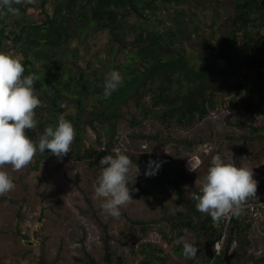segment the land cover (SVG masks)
I'll use <instances>...</instances> for the list:
<instances>
[{
    "label": "trees",
    "instance_id": "trees-1",
    "mask_svg": "<svg viewBox=\"0 0 264 264\" xmlns=\"http://www.w3.org/2000/svg\"><path fill=\"white\" fill-rule=\"evenodd\" d=\"M13 7L19 9L18 14L0 15V50L21 54L25 75L39 76L35 83L41 100L35 109L38 124L26 130V135L38 141L44 129L56 124L59 118L70 120L75 138L71 151L65 155L67 160L92 167V160L99 162L105 155L116 154L123 129L141 128L147 122L167 130L173 126L190 129L228 103L232 110L237 105L244 106L248 113H264V0H237L235 15L220 42L217 61L208 62L180 41L177 32L166 28L171 19L186 18L194 25L204 22L214 29L212 12L205 11L199 0H13ZM105 33L119 45L133 42L135 48H109L108 58L100 53L83 56L81 47L88 50L86 41ZM121 54L124 59L119 57ZM223 66H227L225 76L243 81L242 92L233 90L217 95L209 91V79L218 75ZM113 69L121 72L124 82L110 98H105L104 78ZM86 116L91 117V130L85 128ZM240 126L247 127L250 133L231 139L243 144H264L263 127ZM50 155L49 150L44 154L37 152L32 172H37ZM130 158L146 168L148 161ZM156 175L176 191L177 204L182 206L186 201L190 205L180 211L158 197L170 218L159 226L158 232L163 242L172 247L177 263L172 261L170 252L151 242L118 255L111 247L113 238L106 236L104 256L98 260L87 254L85 264H208L213 259V264H228L227 254L233 256L230 264L264 260V255L257 257L251 253L254 223L247 212L234 217L222 255L216 256L214 246L224 232L223 217L213 220L196 211L193 196L202 188L194 187L190 198L184 196L185 186L194 184V174L182 169L169 175L163 165ZM136 185L147 192L142 178L136 180ZM128 220L141 229L144 238L157 224L154 220ZM187 233L194 238L187 243L198 248L191 260L183 255ZM49 237L47 234L42 240ZM206 244L212 247L213 259L208 257L210 250H205Z\"/></svg>",
    "mask_w": 264,
    "mask_h": 264
},
{
    "label": "rangeland",
    "instance_id": "rangeland-1",
    "mask_svg": "<svg viewBox=\"0 0 264 264\" xmlns=\"http://www.w3.org/2000/svg\"><path fill=\"white\" fill-rule=\"evenodd\" d=\"M199 1L205 11L212 12L214 29L204 22L194 25L186 18L171 19L166 28L177 32L180 41L187 43L203 62L217 61L220 42L227 32L233 10L227 4L224 7L222 0ZM98 37L100 39L96 40ZM95 38L90 37L86 41L88 50L81 47L83 56L100 53L101 57L108 58L109 48L119 45L116 40H111L108 33L95 34ZM120 46L135 48L133 42ZM119 57L124 59L125 56L121 54ZM226 67L223 66L218 75L209 79V91L217 95L233 90L242 92L243 81L225 76ZM85 122L86 130H91V117L86 116ZM242 124L264 128V113H248L244 106L235 105L228 119L207 118L190 129L173 126L167 130L160 124L147 122L141 128L123 129L117 149L129 157L155 160L165 166L169 175L182 170L185 163L194 157H199L201 166L193 175L194 184L185 186L184 196L189 198L194 187H203V178L212 157L221 153L226 162H235L253 170L258 187L252 199H264V144H243L231 139L250 133L247 127L240 126ZM85 135L90 138L86 132ZM191 145L195 148H190ZM92 163L91 167L74 159L67 160L65 156L57 158L50 155L37 172L31 169L34 159L18 171L10 165L5 166L16 187L0 195V264H59L61 259L67 264H85L87 254L98 260L104 256L106 236L113 238L111 247L118 255L137 249L143 242H151L170 252L172 261L177 263L172 247L163 242L158 232L159 226L170 219L158 197H162L172 209L185 211L190 205L186 201L182 206L177 204L173 188L156 174L146 176V168L133 163L129 173L132 201L122 207L121 217L115 219L102 212V198L95 196L94 187L102 166L95 159ZM138 178H142L146 193L136 185ZM128 218L154 220L157 224L144 238L141 229L132 225ZM27 219L31 222L25 227ZM47 234L50 237L42 240ZM251 240V253L257 257L264 255V221L253 230ZM184 241L193 242V235L187 233ZM258 262L255 264H264V260Z\"/></svg>",
    "mask_w": 264,
    "mask_h": 264
},
{
    "label": "clouds",
    "instance_id": "clouds-1",
    "mask_svg": "<svg viewBox=\"0 0 264 264\" xmlns=\"http://www.w3.org/2000/svg\"><path fill=\"white\" fill-rule=\"evenodd\" d=\"M15 2L19 3V0ZM5 13H19V9L13 7V0H0V15ZM25 71L21 54L0 50V195L7 194L16 187L13 177L5 170L6 165L17 171L21 170L37 152L44 154L45 150L62 158L71 151L75 138L73 123L62 117L56 124L47 126L38 141L26 135V130L37 127L35 109L41 105V100L35 89L39 76L35 73L25 75ZM123 82L124 77L119 70L107 72L103 96L110 98ZM114 151L115 155H105L99 161L102 166L101 174L94 193L96 198H102V212L119 219L122 207L132 201L129 173L133 162L120 150ZM135 167L139 171L137 165ZM160 167L159 162L149 160L145 175L154 176ZM189 171H194L191 163ZM203 181L200 193L193 196L196 200L195 208L200 213L208 214L213 220H219L227 214H243L247 201L256 196L258 187L252 169L238 166L235 162H226L221 153L212 157ZM197 251L198 248L191 243H183V255L186 259H193Z\"/></svg>",
    "mask_w": 264,
    "mask_h": 264
},
{
    "label": "built area",
    "instance_id": "built-area-1",
    "mask_svg": "<svg viewBox=\"0 0 264 264\" xmlns=\"http://www.w3.org/2000/svg\"><path fill=\"white\" fill-rule=\"evenodd\" d=\"M232 114L231 104L228 103L226 106L217 107L210 115L213 119H228ZM106 148L104 147L103 150ZM115 152V151H114ZM190 163L194 166V171H189ZM201 166V160L199 157H194L191 161L185 163L183 169L187 174H193ZM244 211L248 213L251 221L254 223V229L259 225V223L264 221V199H253L251 202L246 203ZM235 216L227 214L223 216L224 232L222 238L218 240L214 246V251L216 256L222 255L224 247L228 239V227L232 223ZM31 219L26 221L25 227L30 226ZM211 260L208 264H213Z\"/></svg>",
    "mask_w": 264,
    "mask_h": 264
},
{
    "label": "flooded vegetation",
    "instance_id": "flooded-vegetation-1",
    "mask_svg": "<svg viewBox=\"0 0 264 264\" xmlns=\"http://www.w3.org/2000/svg\"><path fill=\"white\" fill-rule=\"evenodd\" d=\"M236 3H237V0H232L231 2H230V0H222V4L224 7H225V4H227V6H230V8L233 10V16L235 15V12H236ZM233 16L231 18V21L233 19ZM229 26H230V24H229ZM228 27H227V29H228ZM228 264H230V262Z\"/></svg>",
    "mask_w": 264,
    "mask_h": 264
},
{
    "label": "water",
    "instance_id": "water-1",
    "mask_svg": "<svg viewBox=\"0 0 264 264\" xmlns=\"http://www.w3.org/2000/svg\"><path fill=\"white\" fill-rule=\"evenodd\" d=\"M205 250H206V251L210 250V254H208V257H209V259H213L214 256H213L212 247H211L210 245L206 244V245H205ZM232 257H233L232 255L227 254V256H226V260H227L228 263L230 262V259H231Z\"/></svg>",
    "mask_w": 264,
    "mask_h": 264
},
{
    "label": "crops",
    "instance_id": "crops-1",
    "mask_svg": "<svg viewBox=\"0 0 264 264\" xmlns=\"http://www.w3.org/2000/svg\"><path fill=\"white\" fill-rule=\"evenodd\" d=\"M59 264H67V262H65L64 259H61L60 262H59Z\"/></svg>",
    "mask_w": 264,
    "mask_h": 264
}]
</instances>
